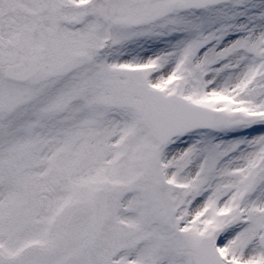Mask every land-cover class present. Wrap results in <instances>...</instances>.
Listing matches in <instances>:
<instances>
[{"label": "snow or ice", "instance_id": "6c2138e0", "mask_svg": "<svg viewBox=\"0 0 264 264\" xmlns=\"http://www.w3.org/2000/svg\"><path fill=\"white\" fill-rule=\"evenodd\" d=\"M0 264H264V0H0Z\"/></svg>", "mask_w": 264, "mask_h": 264}]
</instances>
